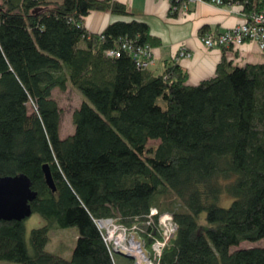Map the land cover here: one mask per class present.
Here are the masks:
<instances>
[{
	"label": "trees",
	"instance_id": "trees-1",
	"mask_svg": "<svg viewBox=\"0 0 264 264\" xmlns=\"http://www.w3.org/2000/svg\"><path fill=\"white\" fill-rule=\"evenodd\" d=\"M170 1L175 15L186 0ZM221 2L246 16L264 11V0ZM93 10L120 18L89 32ZM131 15L118 0H0V175L27 174L33 212L48 221L29 241L24 220L0 221V259L116 264L96 219L136 230L149 249L163 238L160 214L170 213L176 230L158 264H264V247H240L264 239V63L223 58L215 76L189 85L178 61L157 73L127 54L109 57L122 38L161 43ZM69 84L86 100L62 138L53 92ZM55 226L78 228L70 259L46 249Z\"/></svg>",
	"mask_w": 264,
	"mask_h": 264
},
{
	"label": "crops",
	"instance_id": "crops-1",
	"mask_svg": "<svg viewBox=\"0 0 264 264\" xmlns=\"http://www.w3.org/2000/svg\"><path fill=\"white\" fill-rule=\"evenodd\" d=\"M129 6L131 17L146 22L161 43L153 47L152 68L164 71L167 62L178 61L188 72L189 85L215 76L218 64L226 58L233 65L264 63V50L258 42L246 41L241 45L207 47L202 41L206 34L224 32L247 20L239 4L224 5L207 1H191L171 14L170 0H118ZM120 17L108 10H93L84 18L89 32L101 33ZM185 49L189 54L180 55Z\"/></svg>",
	"mask_w": 264,
	"mask_h": 264
},
{
	"label": "built area",
	"instance_id": "built-area-1",
	"mask_svg": "<svg viewBox=\"0 0 264 264\" xmlns=\"http://www.w3.org/2000/svg\"><path fill=\"white\" fill-rule=\"evenodd\" d=\"M191 1H204V0H186L182 7H186ZM217 4H223L221 0L214 1ZM247 20L233 28H230L224 32L216 34H206L202 37V41L207 47H223L231 45H241L246 41H256L259 44L261 50H264V11L253 12L249 16H246ZM106 54L109 57H120L123 54L132 56L139 67H147L153 64L154 55L153 47L150 45H138L128 38H122L118 42L116 48L107 50ZM179 54L182 56L189 53L184 49ZM158 214L157 209H152L150 216ZM96 224L101 230L104 240L108 245L111 252L116 250H122L118 248L119 236H136L141 246L145 250L148 256V264H158V258L162 254V250L167 242L174 235L176 225L173 221V217L170 213H163L159 216V226L161 228L163 238L156 240L152 246V255L147 249L145 241L138 235L136 230H128L123 224L118 223L113 218H101L96 219ZM125 245H127L125 243ZM123 251V250H122ZM135 258V257H134ZM134 264H137L134 259Z\"/></svg>",
	"mask_w": 264,
	"mask_h": 264
},
{
	"label": "rangeland",
	"instance_id": "rangeland-1",
	"mask_svg": "<svg viewBox=\"0 0 264 264\" xmlns=\"http://www.w3.org/2000/svg\"><path fill=\"white\" fill-rule=\"evenodd\" d=\"M61 1V0H58ZM54 98L58 101L59 106L62 109V125H61V137L65 138L68 135L72 134L75 131V125L73 122V113L76 108H78L81 103L86 100V97L82 92L69 84L65 90L56 88L53 92ZM29 109H33V105L29 104ZM151 145L158 143V141L150 140ZM233 198L227 194L223 193L219 204L224 207L230 206ZM26 227V238L29 241L31 231L34 228H38L48 224V221L38 212H33L28 218L24 220ZM50 240L46 246V249L56 255H59L63 258L70 259L74 247L77 243L78 238V228L76 226H67V227H52L49 232ZM123 236H119L117 239L119 241ZM127 237V236H124ZM130 237V236H129ZM127 237V238H129ZM117 241V242H118ZM142 247V246H141ZM240 247H264V239L259 241H243L241 242ZM143 248V247H142ZM144 250V249H143ZM150 254L152 255L153 251L149 248ZM145 251V250H144ZM145 264H147V253L145 252ZM135 258H133L134 260ZM136 260V259H135ZM115 262L116 264H129L130 258L115 253ZM0 264H25L21 262H13L7 260H1Z\"/></svg>",
	"mask_w": 264,
	"mask_h": 264
},
{
	"label": "water",
	"instance_id": "water-1",
	"mask_svg": "<svg viewBox=\"0 0 264 264\" xmlns=\"http://www.w3.org/2000/svg\"><path fill=\"white\" fill-rule=\"evenodd\" d=\"M47 184L55 192L56 184L49 164L43 166ZM37 197V191L32 188V181L25 173L16 175H0V221H22L32 213L31 202ZM116 253L133 259L134 256L122 250Z\"/></svg>",
	"mask_w": 264,
	"mask_h": 264
},
{
	"label": "bare ground",
	"instance_id": "bare-ground-1",
	"mask_svg": "<svg viewBox=\"0 0 264 264\" xmlns=\"http://www.w3.org/2000/svg\"><path fill=\"white\" fill-rule=\"evenodd\" d=\"M125 243L127 245H125ZM117 246L123 251L132 254L135 257L137 264H145V251L141 247V244L137 240L136 236H131L129 238L123 236L119 239Z\"/></svg>",
	"mask_w": 264,
	"mask_h": 264
}]
</instances>
